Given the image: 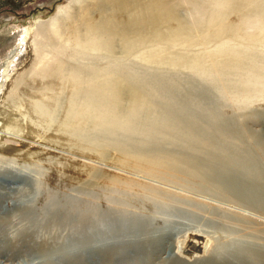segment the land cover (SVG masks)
Masks as SVG:
<instances>
[{"label":"rangeland","instance_id":"obj_1","mask_svg":"<svg viewBox=\"0 0 264 264\" xmlns=\"http://www.w3.org/2000/svg\"><path fill=\"white\" fill-rule=\"evenodd\" d=\"M98 1L0 0V264H264V0H169L177 39L111 50Z\"/></svg>","mask_w":264,"mask_h":264},{"label":"bare ground","instance_id":"obj_2","mask_svg":"<svg viewBox=\"0 0 264 264\" xmlns=\"http://www.w3.org/2000/svg\"><path fill=\"white\" fill-rule=\"evenodd\" d=\"M220 2H225L226 0H219ZM238 1V0H237ZM231 3V2H230ZM235 3V2H234ZM239 3V2H237ZM236 3V4H237ZM242 4V3H241ZM79 5V4H78ZM55 10V9H54ZM104 10H108L109 13L105 14ZM95 14H97L99 17L101 16H105L106 20H103V23L106 26V32L108 37H110V39H108L106 42H99L98 45H102L104 47H106L108 50L113 48V42L115 39V37H118L120 39V46H122L124 49H127V47H137L140 43H142L145 39H153L155 40L156 38H159L161 36L162 31L159 29V26H164L167 27L169 30H167V37L169 41L173 40V39H177L178 38V31H180V33L184 32L183 29L184 27H181L183 24L181 23H176V27H173L171 25H169V22L172 19H175L177 21V17L174 14V9L173 6L169 3V0H99L97 2V4H95ZM216 12L213 13V16H209L213 19L216 18V21L219 22V25L216 26V30L215 33L216 34H222L223 32H229V33H233V34H238L237 31H239V28L237 27H233V25L231 23H227L223 21V18H220L219 15L215 14ZM244 15V14H243ZM97 16V17H98ZM245 16V15H244ZM96 18V16H95ZM89 18V23L87 28L89 29L90 32H92L97 24H95L96 21H98V19L96 18ZM209 21V19H208ZM58 22V21H57ZM195 22V21H194ZM211 23V20H210ZM209 23V24H210ZM252 24V23H251ZM101 25V24H100ZM264 27V25H263ZM101 28V27H100ZM262 28V27H261ZM98 29V28H97ZM130 31H133L135 34V39H133L132 37H130L128 34ZM69 35H73L76 38V29L74 28H70V32H68ZM179 33V34H180ZM89 35V34H88ZM87 35V36H88ZM93 36V35H92ZM91 37V36H90ZM112 39V40H111ZM86 40V39H84ZM60 68L59 66H54L51 67L50 72L51 71H59ZM54 74V73H53ZM62 81L64 82H68L70 83L72 80H74V76H61ZM48 83L46 84H37L36 87V92H34V85H32L31 83H29L28 85L31 86V88L33 89V92L35 95H37V98H35L36 100V111L39 114L40 112H38L39 109H41L42 103H43V99L45 100L46 96V91H44L45 87H47ZM96 84V83H94ZM122 84H124L122 82V80H120L118 77L114 78V79H108L105 81V87H112V90L110 91V93L113 94V103H111L109 105V107L107 109H110L111 112L116 111V109L118 108V104H119V92H121L122 88ZM98 87H100V84H97ZM24 87H20L18 88V90L22 91ZM80 89V87H79ZM133 90H131L130 88L127 90L128 95L134 99V101L137 99V96L139 95L138 91L135 88H132ZM38 90V91H37ZM81 91V90H80ZM23 92V91H22ZM21 92V93H22ZM74 94V93H73ZM33 95V93H32ZM107 98H105L106 100ZM24 103V102H21ZM19 105V104H18ZM94 104H92L93 107ZM12 106L15 108L14 104L12 103ZM19 107V106H17ZM42 110V109H41ZM104 113V110H102ZM41 114V113H40ZM38 116V115H37ZM39 117V116H38ZM225 121V120H224ZM221 124V123H220ZM26 130V129H25ZM1 134V133H0ZM23 134V133H22ZM3 136V135H2ZM19 137V136H18ZM86 137V136H85ZM1 138V137H0ZM26 138V137H25ZM31 140V139H30ZM3 141H5L4 139H0V143L2 144ZM87 141V140H86ZM37 142V140L35 141ZM41 142V141H40ZM9 144V143H6ZM3 145V144H2ZM0 145V150L7 152V153H12V154H20V151H22V147L20 148H15L14 146H6L5 144L2 146ZM38 147L37 150L39 149L40 152H43V146L37 144ZM46 145V144H45ZM53 145V144H52ZM25 146H30L29 143H27ZM23 146V147H25ZM33 146V145H32ZM43 147V148H42ZM26 150V148H25ZM44 150H48L47 148ZM261 150V149H260ZM49 151V150H48ZM53 152V151H52ZM56 152V151H55ZM44 153V152H43ZM54 154V153H53ZM57 154V153H56ZM44 157V156H43ZM46 158V157H45ZM65 159V158H64ZM247 159V158H246ZM47 160V159H46ZM68 160V159H65ZM66 162V161H65ZM57 165V164H56ZM53 166V165H52ZM61 168V167H60ZM66 168V167H65ZM98 169V168H97ZM122 169V168H121ZM67 171V169H65ZM125 170V172H127L128 170ZM98 172H102L103 170L98 169ZM80 174V173H79ZM82 174V173H81ZM57 175V173H56ZM251 176V175H250ZM62 178V177H61ZM92 178V177H91ZM64 179V178H63ZM150 178H148L149 180ZM111 180V179H110ZM113 181V180H112ZM157 183V182H155ZM129 185V184H128ZM161 185V183H160ZM164 185V184H163ZM238 185V184H237ZM173 186V185H172ZM170 187V186H169ZM237 187V186H236ZM174 188V187H172ZM239 188V187H238ZM168 190V189H167ZM183 190V189H182ZM175 191V190H174ZM180 191V190H179ZM232 192V191H231ZM238 192V191H237ZM175 193V192H174ZM195 195V194H194ZM193 195V196H194ZM155 198V197H154ZM167 198V197H166ZM258 198V197H257ZM205 200V199H201ZM209 200V199H208ZM208 200H205L204 202H207ZM171 201V200H170ZM174 201V200H173ZM200 201V199H199ZM162 203V202H161ZM160 204V203H159ZM231 204V203H230ZM187 205V204H186ZM189 206V205H188ZM226 206V204H225ZM249 206V205H248ZM190 207V206H189ZM223 207V206H222ZM250 207V206H249ZM248 207V209H249ZM234 208V207H233ZM196 209V208H195ZM197 210V209H196ZM199 210V209H198ZM245 211V210H244ZM237 212V211H236ZM236 212H234L236 214ZM210 213V212H209ZM213 213V212H212ZM252 213L254 214H258L253 212L252 209ZM234 214V215H235ZM247 215V214H245ZM260 215V214H258ZM262 216V215H260ZM225 218V217H224ZM252 218V216H251ZM227 219V218H226ZM261 221V220H260ZM256 222V221H255ZM234 223V222H233ZM236 224V223H235ZM199 226V225H198ZM244 226V225H243ZM190 229V228H189ZM259 232V231H258ZM185 233V232H184ZM183 233V235H184ZM211 233V232H210ZM196 234V233H195ZM215 234V233H214ZM198 235V233H197ZM200 236V235H199ZM209 236V235H207ZM206 236V237H207ZM211 236V235H210ZM209 236V237H210ZM183 237V236H182ZM184 239V238H183ZM188 240V238H186ZM202 239V238H201ZM179 240V239H178ZM182 240V239H181ZM179 240V241H181ZM207 240V238H206ZM183 241V240H182ZM202 241V240H201ZM212 242V241H211ZM179 243V242H178ZM182 243V242H181ZM188 243V242H187ZM190 243V241H189ZM196 243V242H195ZM208 243V242H207ZM206 243V244H207ZM190 245V244H189ZM192 245V244H191ZM190 245V246H191ZM202 246V245H201ZM199 247V246H198ZM208 247V246H207ZM185 248V247H184ZM191 248V247H190ZM205 247H203L204 249ZM194 249V248H193ZM181 250V249H180ZM181 251H184L181 250ZM196 251V250H195ZM194 251V252H195ZM198 251V250H197ZM204 251V250H203ZM190 254L192 255V251L190 250ZM182 253V252H181ZM201 253V252H200ZM199 253V254H200ZM205 253V252H204ZM183 254V253H182ZM187 257V256H186ZM190 257V255L188 256ZM202 264V263H201Z\"/></svg>","mask_w":264,"mask_h":264}]
</instances>
